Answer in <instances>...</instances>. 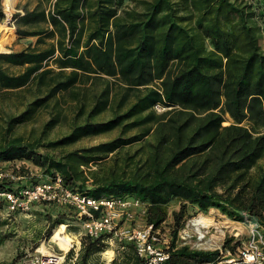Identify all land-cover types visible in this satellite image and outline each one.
Masks as SVG:
<instances>
[{"label": "trees", "instance_id": "trees-1", "mask_svg": "<svg viewBox=\"0 0 264 264\" xmlns=\"http://www.w3.org/2000/svg\"><path fill=\"white\" fill-rule=\"evenodd\" d=\"M14 19L23 25L43 22L49 28L16 29L19 37L36 38L35 46L0 53V93L51 76L46 96L4 121L6 135L82 78H112L123 91L120 96L108 89L96 94L85 121L46 145L5 136L0 161L27 162L49 181L58 174L62 185L92 198L138 199L149 205L146 222L154 226L163 221L164 206L177 200L165 264H210L219 256L218 250L177 246L187 205L201 213L215 208L239 221L247 215L264 228V55L257 45L264 0H54L47 11L36 8ZM41 44L46 47L39 48ZM51 61L56 72L45 69ZM11 67L22 70L13 73ZM154 106L170 109L156 115ZM109 109L107 120L90 121ZM225 114L231 123L222 126ZM247 118L256 130L243 126ZM117 128L120 135L92 147L60 156L39 152L43 146H67ZM136 128L141 132L125 137ZM151 131L153 140L145 141L146 149L126 154L120 175L92 173L90 187L81 180V166H98ZM14 172L17 178L28 177L31 186L39 182L23 165ZM22 179H0V192L27 186L20 184ZM49 206L56 215H48V235L59 225L68 228L69 222L83 220L70 206ZM109 239L108 234H84L76 256L70 250L65 258L73 259L72 264H103L98 255L109 249ZM231 241L226 239L223 248ZM123 247L120 264H143L132 243Z\"/></svg>", "mask_w": 264, "mask_h": 264}, {"label": "rangeland", "instance_id": "rangeland-1", "mask_svg": "<svg viewBox=\"0 0 264 264\" xmlns=\"http://www.w3.org/2000/svg\"><path fill=\"white\" fill-rule=\"evenodd\" d=\"M51 4L52 3L50 0H0V8L3 15L0 18V53L21 51L26 49L28 46L34 47L36 38L19 37L16 34V29L19 27L23 31H35L45 30L49 28V26L43 22L27 25L17 24L15 22L14 15L18 14L19 16H22L25 12H31L36 8H41L47 11L48 9H51ZM260 29L261 30L257 36V45L260 52L264 55V27L261 26ZM13 30L15 39H13ZM45 43L48 44L51 43V41L46 40ZM46 44H41L38 47L44 48L46 47ZM47 65L48 66L45 69H51L54 72L58 70L57 66L52 61ZM21 70L22 69L19 67H11L9 69V71L13 73H18ZM50 76L51 75H48L45 78V81L42 83H40L38 80H34L29 85L20 90L11 92L9 94L0 93V143L3 142L4 137L7 135L8 138H21V140L24 142L38 141L41 144H45L50 141H55L67 135L76 124H82L85 121L87 117L86 112L92 105V102L95 98L94 96L96 94L100 93L104 89H108L110 92H116L118 93V96H120L123 91L120 90L118 83L112 78L104 76L95 77L93 75L87 78H82L81 82L76 84V87L68 91L57 93L55 96L48 99L45 106H41L39 109H37L30 120L19 126H16L13 131L6 135V133H4V121L8 118V116L19 114L26 105L35 99L46 96L48 92V80L46 79H49ZM128 99L132 101V95L129 96ZM168 109L170 108L154 106L156 115H160ZM111 114L112 113L110 109L105 110L101 114L93 116L90 121H105L110 118ZM224 119L225 122L222 124V126H227L231 123V119L227 114L224 115ZM242 124L248 129L256 130L253 122H251L248 118L245 119ZM141 130V128H136L125 133L124 135L125 137L132 136L138 134L141 132ZM261 131L264 132L263 130ZM120 133L121 130L117 128L102 135L83 137L77 142L67 146L54 148L43 146L39 148V152L42 153L46 151L57 156L65 155L68 152L85 149L95 146L99 143L109 141L120 135ZM152 140L153 138L151 131L150 134L141 142H136L128 147L123 148L121 151H119L116 157L114 155H109L104 161H101L98 166L95 164H89L86 167L81 166V180H85L86 186L90 187L92 183V175H94L92 173H95L97 177L109 175L111 172V174L120 175L122 173V169L125 168L124 158H126L127 155L131 156L136 154V152L140 149H146L145 141L151 142ZM262 162L260 161L259 164L263 165ZM22 165L28 169V174L30 177L34 176L37 178V180H39L38 183L49 181V178H46L42 175L40 176L38 169L27 162L0 161V169L2 170V173L9 175V177L14 180L22 179L21 177L17 178V174L14 172ZM27 180L28 177L20 180V184L31 186ZM53 208L55 207L39 203L33 205L26 213H9L3 205L2 209H0V263H10L14 261V264H18L19 260L24 256L37 254L41 246L45 247L46 250H54L56 253H58V249L62 250L61 244L59 242H52L51 237L53 230L50 233L51 235H48L50 227L48 215H51L52 219L56 215V211ZM178 209L179 202L177 200H172L166 206H164L165 216L160 225H158L163 229V231H167L170 234L173 224V212L178 211ZM148 212L149 205L146 206V214L143 218L140 217L138 213H136V225H141L143 221L146 220ZM185 216L187 220L203 217L205 220L203 222L209 225V227L218 225V227H220L223 231L222 233L224 237L221 235L222 233H220L218 236L216 233H213L214 230H212V228H209L206 235L209 240L202 244L196 243L194 238H191V240H185L183 242L176 241L178 247L185 246L189 249L197 251H223L224 249L232 250L236 240L230 236L231 233L238 231L240 233L239 239H243L246 233V226L249 224L247 221V225L243 224L242 222L245 221L244 219L239 221L237 218H229L227 215L215 208H211L207 212L201 213L198 212L195 207L187 205ZM248 220L250 223L255 222V220L252 218H248ZM68 225L69 227L67 228L65 225V228L67 233L72 236L73 241L69 243L65 250L62 251H67V254L70 250H73L74 256H76L80 247V237L84 235V231L81 227V222L72 221L69 222ZM221 237L222 239H220ZM226 239H232V241L228 246L223 248ZM107 248H109L107 250L113 251L112 260H117L115 264H120L122 255L120 251L122 250L119 248V245L108 240ZM105 252L100 253L98 258L103 262V264H108L106 261L107 255H105ZM72 262L73 259L66 260L64 257L62 264H72Z\"/></svg>", "mask_w": 264, "mask_h": 264}, {"label": "built area", "instance_id": "built-area-1", "mask_svg": "<svg viewBox=\"0 0 264 264\" xmlns=\"http://www.w3.org/2000/svg\"><path fill=\"white\" fill-rule=\"evenodd\" d=\"M4 177L9 175L2 173L0 169V179ZM0 203L4 204L9 213H26L39 203L67 205L76 211L78 219H83L81 227L85 235L97 237L108 234L109 241L118 244L120 249L124 248V243H132L143 264H165L169 259L170 234L146 220L141 225H136V213L143 218L148 204L133 197L92 198L62 185L61 177L56 174L53 179L44 183L25 186L17 191L0 192ZM198 219L187 220L177 232L176 241L183 242L194 238L196 243L202 244L209 240L206 237L209 228L218 236L223 232L218 225L209 227L206 223H199ZM244 220L243 224L247 225L246 221L249 223L244 238L239 239L238 231L232 232L230 236L239 244L234 250H220L215 262L210 264H264V228L256 221L248 222L247 215ZM58 250V253L47 250V254L38 251L37 254L26 255L18 264H62L66 252Z\"/></svg>", "mask_w": 264, "mask_h": 264}, {"label": "bare ground", "instance_id": "bare-ground-1", "mask_svg": "<svg viewBox=\"0 0 264 264\" xmlns=\"http://www.w3.org/2000/svg\"><path fill=\"white\" fill-rule=\"evenodd\" d=\"M199 223H204L203 221L204 218L203 217H199V219L197 220ZM52 242H59L61 244V249L65 250L66 247L69 245V243H71L73 241V238L70 234L67 233L65 225H59L57 226L53 232H52ZM222 239V237L220 238ZM46 248L41 246L39 248V251H41L42 253L47 254L48 251L46 250ZM69 250V249H68ZM67 252V251H66ZM105 255H107L106 261L109 262L112 259L113 256V252L110 250H106ZM60 261V260H59Z\"/></svg>", "mask_w": 264, "mask_h": 264}, {"label": "crops", "instance_id": "crops-1", "mask_svg": "<svg viewBox=\"0 0 264 264\" xmlns=\"http://www.w3.org/2000/svg\"><path fill=\"white\" fill-rule=\"evenodd\" d=\"M111 262V261H110ZM110 262H108V264L110 263ZM2 263V262H1ZM107 263V262H106Z\"/></svg>", "mask_w": 264, "mask_h": 264}]
</instances>
